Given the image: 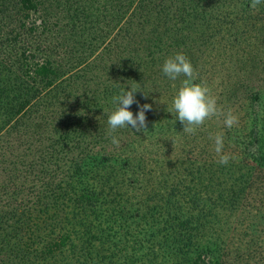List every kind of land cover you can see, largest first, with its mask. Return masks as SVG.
Instances as JSON below:
<instances>
[{
    "label": "trees",
    "instance_id": "trees-1",
    "mask_svg": "<svg viewBox=\"0 0 264 264\" xmlns=\"http://www.w3.org/2000/svg\"><path fill=\"white\" fill-rule=\"evenodd\" d=\"M251 2L0 0V264H264V3ZM231 47L263 79L254 91L227 75L216 98L256 92L248 134L223 136L227 164L215 145L166 155L188 133L172 107L185 77L164 60L183 52L206 84ZM129 86L152 106L147 130L110 134Z\"/></svg>",
    "mask_w": 264,
    "mask_h": 264
},
{
    "label": "clouds",
    "instance_id": "clouds-1",
    "mask_svg": "<svg viewBox=\"0 0 264 264\" xmlns=\"http://www.w3.org/2000/svg\"><path fill=\"white\" fill-rule=\"evenodd\" d=\"M264 3V0H252L251 7ZM162 71L170 80L185 77L173 98L172 107L175 112V119L183 126V132L195 134L198 127L202 126L206 120L223 116L226 127L231 128L238 123V117L229 109L226 113L218 107L217 99L210 94V89L203 82L197 83V75L190 59L183 53L177 52L167 57L162 65ZM137 88L131 86L122 89L112 98L114 109L108 114L107 124L109 133L116 130L131 127L136 132L147 130L146 111L151 110L150 104L139 105L135 98ZM146 96V95H145ZM138 105V112L130 110L133 104ZM223 135L217 134L214 137L215 151L219 155V163L227 164L230 157L222 154ZM111 143L119 147L120 141L115 135L111 136Z\"/></svg>",
    "mask_w": 264,
    "mask_h": 264
},
{
    "label": "rangeland",
    "instance_id": "rangeland-1",
    "mask_svg": "<svg viewBox=\"0 0 264 264\" xmlns=\"http://www.w3.org/2000/svg\"><path fill=\"white\" fill-rule=\"evenodd\" d=\"M253 14H255L253 12ZM251 29V28H250ZM249 29V30H250ZM247 44L242 43L241 46L237 49V51L239 50L240 52H243L245 48H248ZM232 48V49H231ZM228 48L229 53L227 52V55H229V59H233V62L231 61H226L225 69H222V73L217 74V76L210 78V81L207 82L206 81V86L210 89V94L212 96H214L215 98H221L224 99L221 95H219V93H221V91H223V86L221 85V81L222 80H226V76L230 75V79H233L234 81H237L239 77H245L244 81H242L241 83H243V85H248V83H251L254 91H256L258 88H260V86H262V76H255L253 78H249V74H246L244 69L241 67V64L239 61H235L236 57H235V53L236 51L233 50V47ZM225 49V48H224ZM230 55H232V58L230 57ZM252 65H255V68H258L260 66H262L261 62H259V59L256 58V61L254 63H252ZM261 74L263 73V71L260 72ZM251 74V73H250ZM263 75V74H262ZM212 80V81H211ZM250 80V81H248ZM241 86V88L243 89L244 94L240 93L239 99L237 101L236 104H233L231 106H227V108H222L223 106H221L222 103H220L218 105V107L220 109H222L225 113L231 109L232 113L234 115H236L238 117V123L235 124L234 126L237 127H242L244 128L243 133L245 135L248 134L249 128H248V124L250 123V116L249 114L246 112L245 107H247V104L251 103V96L254 95L256 92H251V87H244L242 86V84L238 85ZM245 89L246 92H245ZM165 94V93H164ZM167 95L165 94V97ZM254 110H259L260 112V116L261 114L263 115L264 112V103L256 106L254 108ZM206 125V126H205ZM238 125V126H237ZM205 127H198L195 134H188L183 140H182V136L179 137L177 139V141H171L170 145L166 144L165 145V149L164 151L166 152V155H169L170 157H177V156H183V157H191L193 155H199L200 151L204 153H207L208 149H212V147L210 146H214L215 142H214V137L217 134H222L224 137L227 136V134L229 133V129L232 130L233 134L235 135V129L234 126L231 128H228L225 126L224 124V117L223 116H216V117H212L208 120L205 121L204 123ZM209 128V129H208ZM208 130H211V134L207 132ZM206 134V136H205ZM205 139H211L210 143H208ZM247 138L246 137H242L240 139V142L242 143V147H243V143H247ZM203 140V141H202ZM193 141H196L195 143ZM196 143H201L200 146L199 144ZM237 142H230L229 146H234L236 145ZM210 144V145H209ZM161 149V148H160ZM211 151V152H212ZM242 151V148L240 147V152ZM245 151V150H244ZM251 151L252 148H251ZM196 153V154H195ZM245 158V156H242ZM247 163H250L251 165H254V162L252 160H248Z\"/></svg>",
    "mask_w": 264,
    "mask_h": 264
}]
</instances>
